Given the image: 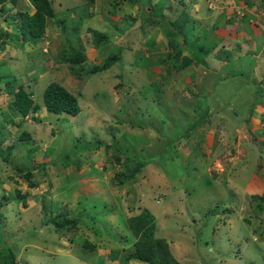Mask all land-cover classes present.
I'll use <instances>...</instances> for the list:
<instances>
[{"label": "rangeland", "instance_id": "obj_1", "mask_svg": "<svg viewBox=\"0 0 264 264\" xmlns=\"http://www.w3.org/2000/svg\"><path fill=\"white\" fill-rule=\"evenodd\" d=\"M23 2L7 1L0 24ZM51 2L55 17L37 43L22 48L7 39L0 48L7 63L0 71L40 106L20 116L0 79V253L11 246L17 264H148L123 260L134 254L125 219L146 208L153 236L179 264H264V210L252 215L244 198L264 196V0ZM231 8L245 15L238 29L211 34ZM92 30L106 41L94 43ZM215 35L228 45L235 38L240 52L259 40L258 60L233 52L225 65L212 61L213 74L206 64H172L168 42L187 55ZM69 45H82L73 68L54 59L68 55ZM117 51L118 61L86 73ZM50 81L77 97L80 110L69 120L44 110ZM106 133H114L108 148L94 143ZM113 146L143 166L116 161ZM60 211L75 224L56 228L50 220Z\"/></svg>", "mask_w": 264, "mask_h": 264}, {"label": "trees", "instance_id": "obj_2", "mask_svg": "<svg viewBox=\"0 0 264 264\" xmlns=\"http://www.w3.org/2000/svg\"><path fill=\"white\" fill-rule=\"evenodd\" d=\"M7 1H9L11 6L13 7L16 1L18 0H0V12L6 11L5 5ZM25 1L27 4L23 2V4L21 5V7L23 8L21 10L16 9V14H7L6 16H3L5 19L3 20L4 25L0 24V48L7 43V39L18 42L20 44V47L22 48L24 45L30 46L32 44L37 43L40 37L44 34L50 19L55 17V11L51 0ZM85 16L89 17L90 12H85ZM172 24L173 29L179 30L177 25L180 24V22L174 20ZM9 27H13L17 31L15 33L10 32L7 30L9 29ZM92 31L94 35V43H103L106 41V34L104 32H100L98 30ZM176 45L177 44L174 41H170L167 44V46H171V48H173L174 50L171 59L172 64L175 65V68L178 70L185 69L193 61L198 62L201 60H208L210 58L209 54H205L207 51L211 50V47L207 44L203 45L202 43H199L196 48H189V53L187 55L182 54V49L176 47ZM68 50V55L55 56L54 59L58 63H67L70 68H73L75 64H79L82 61V45H69ZM223 51V49H220V52ZM220 54L221 53H219V55ZM169 55L170 53L166 54V56L168 57ZM214 56L217 55L214 54ZM120 57L121 53L119 51L110 53L102 60L101 64H92L91 66H89L88 69H86V73H93L100 69H106L109 67L110 64L114 63L115 61H118ZM0 67H3V69L7 68V63L4 60H1ZM3 71H0V79H5L4 82L7 86V90L11 94L10 106L15 111H17L20 116H27L29 113L35 112L39 108V105L33 102L31 98V93L25 90L23 84L16 83L15 85H11L12 82L14 83V77L11 76L9 72L3 74ZM214 72L216 71L213 70L212 74ZM231 72L233 73L234 71ZM237 72H241V70L239 69L237 70ZM12 86L14 87V89L11 88ZM41 98L44 110L53 114L65 113L64 116H62L61 118L67 119L68 116H71L72 118L80 110L79 105L77 103L76 95L68 91L63 85H61L57 81H50L45 85L44 89L42 90ZM259 102L256 101V103ZM29 116L32 117V115ZM111 127L113 126L108 125L104 128L109 129ZM105 136H108L109 139L103 140L104 137L102 138L101 136H98L96 138L97 141H95L94 143L108 148V142L111 141L112 137L114 136V133H112L111 136L109 135V133H106ZM27 137L28 134L25 131L21 135H19V138ZM111 149L115 153L113 154V156L116 161H119V159H122L123 162H126L128 160H134L133 158H130V156L125 153V151L120 150L119 148L113 146ZM47 151L48 150H45L44 153L46 154ZM74 162L76 163L75 160ZM134 162L136 167L143 166V162L141 161L134 160ZM23 175H25L26 178H29L30 171L26 170V173H24ZM121 176H117V181L120 183L122 182ZM27 184H29L30 186H34L36 182L30 180ZM244 198L250 200L248 203L251 207H253V210L251 212L252 215H257L258 213L264 210L263 195L254 194L248 197L244 194ZM153 220L154 218L152 214L146 208H142L136 214L126 217V227L134 238V254L132 257L123 256V260L127 261L132 258L148 264H179L170 254V251L166 246L164 239L156 238L153 236ZM244 220L249 222V220H246V218H244ZM75 221L76 219H68L66 217V214L62 211H60L56 215V218L50 220V222H52L56 228L63 227L67 224L73 225L75 224ZM86 245L88 249H94L90 242H87ZM38 250L40 251L41 249ZM15 252L16 250L13 252L11 250V246H9L5 248L2 253H0V258L3 259L5 264H17V262L15 261Z\"/></svg>", "mask_w": 264, "mask_h": 264}, {"label": "crops", "instance_id": "obj_3", "mask_svg": "<svg viewBox=\"0 0 264 264\" xmlns=\"http://www.w3.org/2000/svg\"><path fill=\"white\" fill-rule=\"evenodd\" d=\"M230 5H233V3H230ZM233 12V9L231 8V10L229 11V13L223 17H220L218 18L217 22L214 24H212L211 26V29H212V32L211 34L214 33V30H222L223 28H226L227 31H233V30H237L238 27L235 26L234 24H240L241 23V20L244 21L243 19H245V15H243L242 17H236L234 14H232ZM246 21V20H245ZM262 22L264 23V19L262 20ZM231 44H225L224 43H221L218 39H217V36L215 35L214 37H212L211 39H207V41H201L200 43H202L203 45L207 44L211 47V51H207L205 54H209L210 55V58L208 60H201V61H198L197 63H200V64H206V70H208V73L211 72L214 70L216 71L214 68H212V61L213 60H219V63L218 65H225L227 63V58L230 59L231 58V55L233 54V52H236V55H233L232 58H235L237 57L238 55L239 56H243L245 59L248 58V60L250 62H255L256 60H258L259 56L258 55V51L259 49L254 52V47L255 45H258L259 48H261V45L259 44V40H257V42L255 43H249L248 45L251 46L252 45V49H248L246 48L244 52H240L239 49H238V44H240L238 41H235V38H232L231 40H229ZM232 41L233 43L235 44H232ZM177 44V42H176ZM244 44H247V43H244ZM228 45V46H227ZM188 47H191V45H187ZM198 46V44H196L194 46V48H196ZM230 46H233V47H230ZM225 48V49H224ZM227 48H231V52H229V54L226 52L224 53V51L227 49ZM263 48V47H262ZM220 49H223L224 51L223 52H220ZM219 53H221L219 55ZM214 54H216L217 56H214ZM195 62V61H193ZM191 64V63H190ZM194 65V64H191V66ZM256 69L255 73H257V66H252L249 70V72H252V70ZM183 70V69H181ZM260 78H263V76H259ZM40 107V106H39ZM81 264H85L84 262H81ZM87 264V263H86ZM103 264V263H102ZM105 264H109L107 261L105 262Z\"/></svg>", "mask_w": 264, "mask_h": 264}, {"label": "clouds", "instance_id": "obj_4", "mask_svg": "<svg viewBox=\"0 0 264 264\" xmlns=\"http://www.w3.org/2000/svg\"><path fill=\"white\" fill-rule=\"evenodd\" d=\"M260 148H261V146H259ZM82 261H84L83 259H82ZM105 262H106V260H105V258H104V261H103V264H105ZM141 262V261H140ZM144 263V262H143Z\"/></svg>", "mask_w": 264, "mask_h": 264}]
</instances>
